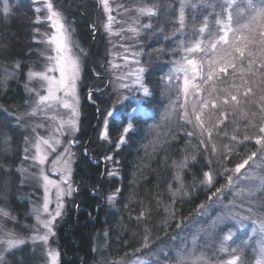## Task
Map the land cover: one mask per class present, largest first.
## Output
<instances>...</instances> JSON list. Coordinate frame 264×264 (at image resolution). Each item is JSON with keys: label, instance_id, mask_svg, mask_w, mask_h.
<instances>
[{"label": "trees", "instance_id": "obj_1", "mask_svg": "<svg viewBox=\"0 0 264 264\" xmlns=\"http://www.w3.org/2000/svg\"><path fill=\"white\" fill-rule=\"evenodd\" d=\"M145 1L144 5L152 7L156 15L141 16L139 29L143 24L151 27L142 28L141 33L132 36L136 58L125 63L124 57L110 53L114 37L119 44L123 43V38L121 34L107 37L99 29V9L95 1L51 0L53 8L73 32L77 45L85 51L79 84L81 115L72 173L75 191L55 229L58 264H99L96 249L100 247L104 260L115 264L167 244L181 227L196 217L199 206L209 201L208 196L223 185L229 174L225 173V168L232 170L258 149L255 138L260 135L259 127L264 126L261 111L264 107V37L261 36L264 23L253 22V17L264 3L236 0L229 21L223 15L225 3L221 0H206L208 2L202 5L199 2L200 8L199 4L181 8V0ZM7 2L8 13L3 12L0 5V138L10 135L12 142L10 148L5 147L10 155L4 152L1 155L0 145V206L8 212L14 227L20 229L29 223L28 206L25 200H18L25 193L15 171L20 158V136L11 128L9 119L26 107V74L42 63L40 39L48 31V22L40 10L36 11L40 6L36 0ZM141 4L142 1L135 6L137 14L138 8L143 7ZM181 11L186 26L183 30H180ZM217 20L231 29L227 34L232 47L218 45V49L224 48L232 54L235 67H229L226 73L218 71L224 65V54L211 48L222 36ZM200 24L206 29L198 36L195 31ZM128 39L126 33L124 43ZM197 41L204 51L189 56L201 65L202 71L193 81L197 87L190 89L198 98V107L200 101H209L201 115L204 127L212 129L211 137L207 131L201 135L195 119L190 118L191 123L188 122L185 111L190 104L181 95L184 74L176 71L177 64L183 62L181 44L193 46ZM236 47L244 50L243 57L235 52ZM212 60L216 61L217 75L208 81ZM141 67L145 69L141 78L144 87L149 89L148 94L135 83ZM4 69L11 75L2 76ZM127 72L131 79L129 75L126 80L121 78ZM90 92L91 103L87 98ZM231 95H236L238 102L231 101ZM225 99L229 104H224ZM213 103L218 107L212 108ZM114 109L117 115L108 117L107 113ZM209 113H215L211 122ZM104 118L110 121L106 140L97 129ZM129 123L132 131L124 134L123 128ZM121 135H125V142L118 150L116 145ZM233 136L236 141L231 139ZM245 136L251 139L245 140ZM202 140L205 143L202 144ZM213 147L217 149L215 153ZM225 155L227 160L223 159ZM108 156L112 159H106ZM185 160L188 167L179 168ZM210 170L215 180L213 186L208 187L201 181L203 172ZM110 195L114 196L111 203ZM256 202L259 211L264 212L261 188ZM249 230L246 227L241 231L247 237ZM246 256L247 253L243 258ZM165 259L168 264L173 263L171 256ZM10 262L35 263L27 246L14 252Z\"/></svg>", "mask_w": 264, "mask_h": 264}, {"label": "rangeland", "instance_id": "obj_2", "mask_svg": "<svg viewBox=\"0 0 264 264\" xmlns=\"http://www.w3.org/2000/svg\"><path fill=\"white\" fill-rule=\"evenodd\" d=\"M40 2L39 9L44 18L48 22V31L40 39V56L42 63L36 70H31L26 74V79L24 83V89L26 96L28 97V102L23 111L18 114L10 116L11 128L15 130L20 136V158L18 165L15 168V171L18 174L19 186L24 189V194L20 199L21 201L27 202V211L26 215L29 217V223L24 224L20 229H16L13 225V222L10 221L8 215L4 216L3 212H7L5 208L3 209L0 206V264H11L10 259L14 255V252L19 251L23 246L28 247L30 252V257L34 260V264H51L49 259L50 252H56L59 254L56 245L54 244V235H50L48 241L45 243L40 240L39 237L43 236L46 233V229L43 227V221L49 219L48 213L43 212V203H44V180L42 174L48 176L49 179L59 182L61 179L58 168L63 167L64 160L68 159L67 154H65V149L67 148L72 154V173L75 163V147H76V135L79 129V119H80V94H79V84L82 73V64L85 51H83L73 36V32L70 27L67 25L64 18L60 13L56 11L60 17L61 23L65 26L68 31L69 41L68 49L66 53L69 56L76 58L79 62L80 73L79 79L77 80L76 87V97L78 99V111L79 115L76 118L77 130L73 131L65 123L61 127V122H66L71 118V110L65 109L59 103L52 102L50 107L44 105H39V97L41 95H47V84L39 76H29L30 72H47L48 68L55 63L54 60H50V57L56 55L55 44L51 42V38L56 34V29L52 26V21L48 19L49 12L47 9V4L51 3V0H36ZM95 1L99 11H97V22L99 24V29L106 33L108 36H116L121 34L123 38V43H118L114 37L113 43L110 46V53L114 57H124V62L133 60L135 57V48L133 43L132 36L135 35V32L131 29H138L139 33L142 32V28L139 29V24L141 23L140 13H136V4L142 1V6L146 7L144 3L145 0H107L108 10H105L103 0H93ZM210 1V0H208ZM206 0H181L180 7L187 8L190 4L193 7H197L199 2H208ZM224 4L225 12L224 16L229 18L232 10L235 5H232L236 0H221ZM264 3V0H261ZM5 0H0V5H2V11L4 9ZM52 4V3H51ZM199 4V5H200ZM203 4V3H202ZM201 4V5H202ZM183 5V7H182ZM201 5L198 7L200 8ZM140 7L138 8V10ZM204 9V8H203ZM4 12V11H3ZM232 17V16H231ZM111 18V20L109 19ZM229 20V19H228ZM139 21V23H137ZM220 21V20H219ZM221 35L223 36L225 31L228 33V28L225 27V23L220 22L219 24ZM197 30L195 31V28ZM194 28L196 35L201 36L203 33L199 32L201 27L205 28V25L200 24ZM91 29L94 32H97V29ZM206 29V28H205ZM205 32V31H204ZM129 35L127 43H124L125 34ZM137 35V34H136ZM182 41H180L181 43ZM179 43V45H180ZM192 47L191 44H181V60L185 62L186 58H190L189 55L193 56L194 53H186L185 48ZM136 58V57H135ZM223 59V58H222ZM179 62L177 66L181 64H186ZM128 68V67H127ZM129 69V68H128ZM7 69L3 70V75H11L7 72ZM126 71V70H124ZM191 73V72H190ZM50 75L59 76V72L48 73ZM128 75L125 73L121 75V78L128 79ZM135 77V71H133ZM131 79V76H130ZM181 95L183 99L189 101L190 107L189 110L185 111L188 115V118L192 120L195 119L192 113L193 104H197L198 98L195 93L189 88V94L185 96L183 91V81L181 84ZM62 95V94H58ZM89 103H91V97L89 93L87 95ZM69 103H72L71 97L68 98ZM39 105V106H38ZM187 118V119H188ZM106 118H104L105 120ZM104 120H100L97 129L99 133L105 131ZM7 137V138H5ZM1 137L0 145L2 146L1 155L4 153L10 155L11 152L7 153L5 147L11 146L12 138L11 136ZM41 139H48L55 146V151H52L47 145H40L41 153L47 155L44 165H39L36 161L37 156V143ZM59 140V144H55V141ZM71 141L72 143H69ZM259 149V146L256 145ZM4 148V150H3ZM10 148V147H9ZM27 149V151H26ZM257 149V151H258ZM4 152V153H3ZM63 154V155H62ZM82 155H86L85 151H82ZM27 157V158H26ZM60 158L57 161V164H53L54 160ZM233 177L231 184L228 182V176ZM257 176H264V162L259 160V157H254L252 161H249V164L241 170L240 173H235L234 168L229 171V174L226 177L225 182L220 187L222 189L221 193L218 196L219 203L214 204L212 208H205V210H198L196 217L185 224L183 227L177 231L178 233L168 241L167 244L162 246H156L153 251L148 252L142 256H136L129 260H121L115 264H168L166 262L165 256H171L173 263L177 264V253L179 252H191L193 255L188 259L187 264H217L218 260H227L231 258V248H240V252L237 255H240L244 261V264H256L260 249V241L262 240V235L259 232V222L260 218L264 217V212L259 211L258 204L256 202V196L259 192L260 180L256 179ZM71 186L73 192L75 191V186L72 181L71 174ZM61 187L67 189V184H61ZM255 188V191L252 189ZM73 192L70 196H65L62 200L63 208L62 216L58 217L54 221L53 232L59 221L64 215L66 205L69 203V200L73 196ZM49 211L54 214L56 210V189L50 187L49 189ZM20 201V202H21ZM212 201H208V204H211ZM225 206H228L226 209ZM232 211L238 213L239 217H248L240 221L237 220H228L225 224H221L215 230L209 229L208 225L210 224V219H215V217L222 212ZM8 213V212H7ZM207 213V214H205ZM257 222L254 224L253 220ZM249 227L248 236H244V231H241L244 228ZM203 229V231H201ZM225 235H232V240L224 241L223 238ZM196 236V242L193 244L192 238ZM36 237V239H33ZM9 239H19L23 240V244L16 245L14 248H8L7 240ZM226 244L228 246L227 252L221 251V245ZM100 249H96L97 259L103 264H108V260H104L101 256ZM247 253L246 259L243 258V255ZM17 255V254H16ZM19 260V254L15 256ZM60 255H58L57 264L59 263ZM99 263V264H101ZM238 264L240 262L238 261Z\"/></svg>", "mask_w": 264, "mask_h": 264}, {"label": "snow or ice", "instance_id": "obj_3", "mask_svg": "<svg viewBox=\"0 0 264 264\" xmlns=\"http://www.w3.org/2000/svg\"><path fill=\"white\" fill-rule=\"evenodd\" d=\"M105 10H108L107 6V0H103ZM229 3H231V0H229ZM47 9L49 12L48 19L52 21V26L53 28L56 29V34L52 36L51 42L55 44V52L56 55L54 57H50V60H54L55 63L52 64L51 67L48 68L47 72H30L29 76H39L44 82L47 84V95H41L39 97V105H44L46 107H50L52 102L59 103L62 105L63 108L65 109H70L71 110V118L67 120L66 122L62 121L61 122V127L64 126L66 123L67 126L72 129L73 131L77 130V124H76V118L79 115L78 111V99L76 97V87H77V80L79 79V73H80V66L79 62L76 58L67 55L66 53L69 51L68 49V41H69V36H68V31L65 28V26L61 23L60 17L56 11L53 10V5L51 3H48ZM155 7V6H154ZM183 7V5H182ZM3 11L5 13L9 12V6L7 0H5L4 4V9ZM36 11H39V9H36ZM139 13L142 16H154L156 13L153 11L152 7H141L139 9ZM111 20V18H109ZM232 17L229 15V21H231ZM253 22H261L264 23V5L260 7V9L257 11V15L253 17ZM139 23V21H137ZM217 23H220L219 20H217ZM142 28L148 29L151 27L150 24H143L141 25ZM185 23H184V13L181 11L180 13V30H183L185 28ZM227 27V25L225 26ZM247 27V25H245ZM131 31L135 32L138 34V29H131ZM205 28L201 27L199 29L200 33H204ZM228 31H231L229 28ZM261 36L264 37V32L261 33ZM167 38V37H166ZM223 44L227 45L228 47H232V43L228 39V34L227 31H225L223 36H220L218 40H216L214 43L211 44V48L214 51H219L223 53V61L224 65L222 67H219L218 71L219 73H226L227 69L229 67H235V65L232 62V54L230 52H227L226 49L220 48L218 49V45ZM184 51L186 53H196L200 51H204V49L201 47V42L197 41L192 47L185 48ZM235 52L239 54V56L243 57L244 56V50L240 47L235 48ZM251 54V53H249ZM216 61L212 60L210 61V67L209 71L207 74V80L211 81L213 80L214 76L217 75V70H216ZM264 67V65H262ZM59 72V76H54L50 75L48 73H53V72ZM145 69L143 67L139 68L137 73H136V78H135V83L139 84V86L143 89V92L145 94L149 93V89L147 87H144V84L142 83V78L141 74L144 73ZM176 71L178 72H183L184 74V80H183V91L185 96L189 94V88H196L197 85L193 83L197 79V77L201 74L202 68L201 65L198 64V62L194 59L186 58V64H181L179 67H177ZM189 72H191V75H189ZM128 85H122V87H127ZM249 92L251 89L248 90ZM62 94V95H58ZM245 95H248V92H245ZM89 96H92V93H89ZM71 97L72 103H69L68 98ZM264 99V97H262ZM231 101L238 102L237 101V96L236 95H231ZM209 101L207 100H202L199 102V107H197L196 104H193L192 106V113L191 115L195 116V120L197 122V126L200 128L201 135L205 131L208 132L209 137L212 136V129L211 128H205L203 124V116L201 113L203 112L204 108L207 107ZM224 104L227 105L229 104V101L227 99L224 100ZM38 105V106H39ZM218 105L216 103L212 104V108H217ZM261 111L264 112V107L261 108ZM117 115V110L114 109L111 112L107 113L108 117H115ZM223 115V113H221ZM215 117V113H209V122ZM186 118H188V115L186 113ZM188 122L191 123V119L188 118ZM110 121L109 119L104 120V125H105V131H102L100 133V136L102 139H107V127L109 125ZM222 123V121H221ZM218 127L219 125H215ZM132 124L129 123L127 127L123 128V133L124 134H129L132 131ZM260 135L256 136L255 138V144L259 146L258 151L253 152L250 156H248L247 159L243 160L242 163H237L234 168L235 173H240L242 169L245 168L246 165L249 164V161H252L254 157H259V160L264 162V126H260L258 129ZM189 135H192V133H189ZM233 141H236V136H233L231 138ZM245 140L251 139L249 136L244 137ZM125 142V135L120 136V143L116 145L117 149L119 150L120 147L124 144ZM60 141L56 140L55 144H59ZM69 143H72L69 141ZM201 143H205L203 140ZM47 145L49 148L52 149V151H55V146L53 145L52 142L48 139H41L37 143V156H36V161L38 162L39 165H44L45 160L47 159L46 154L41 153V148L40 145ZM207 145L205 144V147ZM27 151V149H26ZM213 153L217 151L215 147L212 149ZM231 152V149H229V154ZM65 154H67L68 159L64 160L63 167L58 168L57 171H59L61 179L59 182L51 180L48 178V176L42 174V178L44 180V203H43V212L48 213L49 219L43 221V227L47 230L46 233L43 236H40L39 239L44 241L45 243L48 241L50 235H54L55 233L53 232V225L54 221L57 220L58 217L62 216V211L61 209L63 208V203L62 200L63 198L67 195L70 196L73 192L72 186H71V174H72V154L69 152V150L66 148L65 149ZM63 155V154H62ZM27 158V157H26ZM227 155L223 157L224 160H227ZM60 158L58 157L57 160L53 161V164H57V161ZM106 159H112L111 156L106 157ZM192 159H195L193 156ZM179 168L183 169L188 167L187 160L181 162L178 165ZM231 170L225 168V173L229 172ZM109 175H114V173H109ZM256 179L260 180V185L259 187L264 190V176H257L255 177ZM177 179H179V175H177ZM215 180V176L213 172L210 171H204L203 172V180L201 181L202 184L207 185L208 187L213 186ZM233 181V177L231 175L228 176V182L231 184ZM61 184H67L68 187L67 189H64L61 187ZM50 187H54L56 189V210L53 213L49 211V189ZM183 187V185H181ZM256 189L253 188L252 191H255ZM222 189L217 188L215 192L211 193V195L208 196V200L212 201L211 204L206 205H200L199 208L200 210H205V208H212L214 204L219 203L220 201L218 200V196L221 193ZM116 192L119 193L120 189H116ZM175 195V193H174ZM114 199V196L110 195L108 197L109 203H111ZM227 209L228 206H225ZM207 214V213H205ZM4 216H7V212H3ZM144 214L141 213V216ZM248 217H239L238 213L232 212V211H225L222 212L221 214L217 215L215 219H210V224L208 225L209 229L215 230L218 228L221 224H225L228 220H237L239 223L240 221L247 219ZM257 221L254 219L253 223L255 224ZM179 227V225H178ZM203 231V229L201 230ZM259 232L262 235V240L260 241V249H259V254H258V259L256 264H264V217L260 218L259 222ZM232 235H225L223 240L230 241L232 240ZM33 239H36V237H33ZM193 244L196 242V236H193L192 238ZM23 240L19 239H9L7 240V246L8 248H14L16 245L23 244ZM221 251L222 252H227L228 251V246L226 244L221 245ZM240 252V248H231V258L227 260H218L217 264H238V261L240 264H244V261L240 255H237V253ZM58 253L56 252H50L49 253V259L51 264H57L58 260ZM193 254L191 252H179L177 253L178 259H177V264H187L188 259L192 256Z\"/></svg>", "mask_w": 264, "mask_h": 264}]
</instances>
